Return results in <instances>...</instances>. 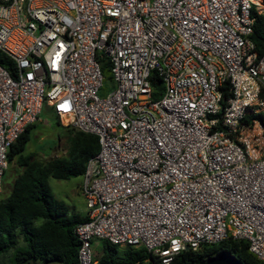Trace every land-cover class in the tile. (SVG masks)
Masks as SVG:
<instances>
[{
    "label": "built area",
    "instance_id": "built-area-1",
    "mask_svg": "<svg viewBox=\"0 0 264 264\" xmlns=\"http://www.w3.org/2000/svg\"><path fill=\"white\" fill-rule=\"evenodd\" d=\"M253 5L262 14L253 0H0V51L17 68L13 78L0 66V192L10 147L46 103L100 144L83 176L78 264H96L94 240L171 264L228 239L264 264ZM100 57L113 78L103 97Z\"/></svg>",
    "mask_w": 264,
    "mask_h": 264
},
{
    "label": "trees",
    "instance_id": "trees-1",
    "mask_svg": "<svg viewBox=\"0 0 264 264\" xmlns=\"http://www.w3.org/2000/svg\"><path fill=\"white\" fill-rule=\"evenodd\" d=\"M262 2L264 4V0ZM252 14L255 22L250 39L255 45L256 52L263 55L264 14L258 13L255 5H253ZM98 60L105 87V80L112 79L110 62L105 57H100ZM0 66L15 78L16 64L1 51ZM150 83L153 89V99L158 100L164 92L162 79L156 72H153ZM224 97L226 100L230 94L225 91ZM259 119L264 125V115L259 116ZM36 127L37 123L29 126L9 149V163L16 161L22 173L18 175L11 195L0 202V264L1 257L11 250L14 251L11 258L12 264L36 262L78 264L80 244L75 237L74 230L78 224L85 222L86 218L67 216V208L53 196L49 188V180L66 181L83 177L89 160L100 150L99 140L96 135L67 129L66 156L42 163L34 160L32 155H23L31 140V133ZM37 221L42 222L38 227L35 226ZM19 238L23 241L22 247L19 246ZM117 247L103 242V253L99 259H95L96 264H143L149 258L144 249L136 250L125 247L118 254ZM221 252L233 255L243 264H262L250 252L246 241L232 239L217 245L204 246L198 251L182 252L175 256L171 264H207L210 258Z\"/></svg>",
    "mask_w": 264,
    "mask_h": 264
},
{
    "label": "rangeland",
    "instance_id": "rangeland-1",
    "mask_svg": "<svg viewBox=\"0 0 264 264\" xmlns=\"http://www.w3.org/2000/svg\"><path fill=\"white\" fill-rule=\"evenodd\" d=\"M256 3V2H255ZM261 4L263 2L261 0ZM259 6V5H258ZM264 6V5H263ZM259 11L264 14V10L259 6ZM112 76V74L110 73ZM112 78V77H111ZM105 80L104 90L101 92V97L105 96L111 91L112 81ZM69 129L66 126L65 121L58 119L52 112V109L44 103L42 111L39 115V121L37 127L31 133V140L27 144L24 156L32 155L34 160L46 163L51 159L61 158L66 156L68 149V134L66 130ZM22 173V169L18 166L16 161H13L10 168L3 178L2 193H0V202L8 198L13 190L14 183L19 174ZM83 182V177L72 178L67 181L50 179L49 188L52 193L59 198H62L66 204L73 210L74 207L78 209V213L83 215V209L85 206L84 200L79 193V187ZM103 242H98L94 246L95 259H99L103 253ZM118 254L125 247H117ZM8 254L2 256L1 264H12L9 261ZM32 264H44L36 262ZM58 264V263H52Z\"/></svg>",
    "mask_w": 264,
    "mask_h": 264
},
{
    "label": "crops",
    "instance_id": "crops-1",
    "mask_svg": "<svg viewBox=\"0 0 264 264\" xmlns=\"http://www.w3.org/2000/svg\"><path fill=\"white\" fill-rule=\"evenodd\" d=\"M10 166H11V165H10ZM4 178H5V177H4ZM66 181H67V180H66ZM83 183H84V182H82V184H81L80 187H79V193H80V195H81V197L83 198L84 203H85V206H84V209H83V213H84L83 215H81L80 213H78V209H76V207H74L73 210H71V207H69V206L66 204V202H65L62 198L56 197V196L52 193L56 200L62 202V203L65 205V207L67 208L66 213H67V216H68V217L76 216V217H79V218H81V219H84V218L87 219V208H86V202H85L84 196H83V194H82ZM51 192H52V191H51ZM0 193H2V190H1ZM6 199H7V198H6ZM4 200H5V199H4ZM1 202H2V201H1ZM85 221H86V220H85ZM41 224H42L41 221H37V222H35V226H36V227L40 226ZM18 242H19V246L22 247V246H23V241H22L21 238L18 239ZM98 242H101V241H99V240H94V242H93V248H94L95 244L98 243ZM13 253H14L13 250H11V251H9V252L6 253V254L9 255L8 258H7L9 261H11V258H12V256H13ZM94 253H95V252H94ZM6 254H4V255H6ZM1 260H2V257H1ZM52 263H55V262H52ZM52 263H47V264H52ZM56 263H58V262H56ZM58 264H61V263H58Z\"/></svg>",
    "mask_w": 264,
    "mask_h": 264
},
{
    "label": "water",
    "instance_id": "water-1",
    "mask_svg": "<svg viewBox=\"0 0 264 264\" xmlns=\"http://www.w3.org/2000/svg\"><path fill=\"white\" fill-rule=\"evenodd\" d=\"M207 264H243L236 257L227 253L221 252L219 255L210 258Z\"/></svg>",
    "mask_w": 264,
    "mask_h": 264
},
{
    "label": "bare ground",
    "instance_id": "bare-ground-1",
    "mask_svg": "<svg viewBox=\"0 0 264 264\" xmlns=\"http://www.w3.org/2000/svg\"><path fill=\"white\" fill-rule=\"evenodd\" d=\"M254 2H256L259 6H261V8L264 10V4H261V0H253Z\"/></svg>",
    "mask_w": 264,
    "mask_h": 264
}]
</instances>
